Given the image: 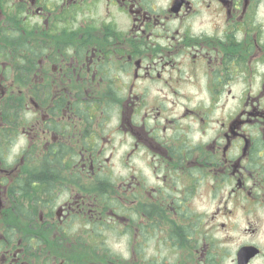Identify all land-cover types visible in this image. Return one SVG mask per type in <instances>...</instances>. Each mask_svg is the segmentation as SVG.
I'll use <instances>...</instances> for the list:
<instances>
[{
	"label": "flooded vegetation",
	"instance_id": "flooded-vegetation-1",
	"mask_svg": "<svg viewBox=\"0 0 264 264\" xmlns=\"http://www.w3.org/2000/svg\"><path fill=\"white\" fill-rule=\"evenodd\" d=\"M0 264H264V0H0Z\"/></svg>",
	"mask_w": 264,
	"mask_h": 264
},
{
	"label": "trees",
	"instance_id": "trees-1",
	"mask_svg": "<svg viewBox=\"0 0 264 264\" xmlns=\"http://www.w3.org/2000/svg\"><path fill=\"white\" fill-rule=\"evenodd\" d=\"M18 52L19 49H18ZM36 51H35V44H29L27 49V58H28V66L34 67L36 63Z\"/></svg>",
	"mask_w": 264,
	"mask_h": 264
},
{
	"label": "rangeland",
	"instance_id": "rangeland-1",
	"mask_svg": "<svg viewBox=\"0 0 264 264\" xmlns=\"http://www.w3.org/2000/svg\"><path fill=\"white\" fill-rule=\"evenodd\" d=\"M124 150H120V151H117V153L112 156V165L115 167V171H116V174H118L121 170V167H122V160H123V156H122V152Z\"/></svg>",
	"mask_w": 264,
	"mask_h": 264
}]
</instances>
